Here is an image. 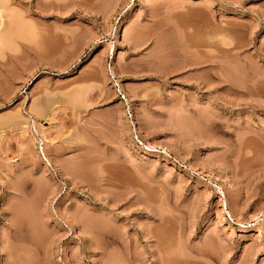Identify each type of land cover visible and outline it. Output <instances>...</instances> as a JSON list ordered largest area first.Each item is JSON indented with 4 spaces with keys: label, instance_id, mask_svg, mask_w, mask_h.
<instances>
[{
    "label": "rangeland",
    "instance_id": "obj_1",
    "mask_svg": "<svg viewBox=\"0 0 264 264\" xmlns=\"http://www.w3.org/2000/svg\"><path fill=\"white\" fill-rule=\"evenodd\" d=\"M0 41V264H264V0H0Z\"/></svg>",
    "mask_w": 264,
    "mask_h": 264
},
{
    "label": "bare ground",
    "instance_id": "obj_2",
    "mask_svg": "<svg viewBox=\"0 0 264 264\" xmlns=\"http://www.w3.org/2000/svg\"><path fill=\"white\" fill-rule=\"evenodd\" d=\"M0 42H1V41H0ZM135 116H136V118H135L136 120H135V121L137 122V121H138V118H139V116H138V114H137V113H136V115H135ZM94 223H95V222H94ZM94 223H93V224H94ZM95 224H96V223H95ZM94 227H95V226H94ZM95 228H96V227H95Z\"/></svg>",
    "mask_w": 264,
    "mask_h": 264
}]
</instances>
